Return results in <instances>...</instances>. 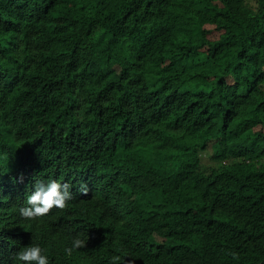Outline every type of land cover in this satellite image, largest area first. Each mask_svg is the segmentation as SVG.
Returning <instances> with one entry per match:
<instances>
[{
	"label": "trees",
	"instance_id": "16d2710c",
	"mask_svg": "<svg viewBox=\"0 0 264 264\" xmlns=\"http://www.w3.org/2000/svg\"><path fill=\"white\" fill-rule=\"evenodd\" d=\"M30 245L264 264V0H0V264Z\"/></svg>",
	"mask_w": 264,
	"mask_h": 264
},
{
	"label": "clouds",
	"instance_id": "9594fccd",
	"mask_svg": "<svg viewBox=\"0 0 264 264\" xmlns=\"http://www.w3.org/2000/svg\"><path fill=\"white\" fill-rule=\"evenodd\" d=\"M22 181L23 177L21 176L20 182ZM69 189V184H62L55 180L46 185L38 182L35 190L27 197L29 206L20 208V215L26 219L34 220L49 214L54 207L61 210L65 209L67 201L72 199V193ZM81 191L82 194L87 195L88 189L86 186H82ZM85 246L86 242L77 238L73 240L72 248H66L65 251L71 255L73 249ZM16 259L22 261L23 264H50L48 256L44 254V250L38 245H30L21 249L16 254ZM110 264H135V260L122 261L119 255H115L111 258Z\"/></svg>",
	"mask_w": 264,
	"mask_h": 264
},
{
	"label": "rangeland",
	"instance_id": "374dc122",
	"mask_svg": "<svg viewBox=\"0 0 264 264\" xmlns=\"http://www.w3.org/2000/svg\"><path fill=\"white\" fill-rule=\"evenodd\" d=\"M203 162H204V164H206V165H213V164H215V160L214 159H212L207 153L204 155V157H203Z\"/></svg>",
	"mask_w": 264,
	"mask_h": 264
}]
</instances>
